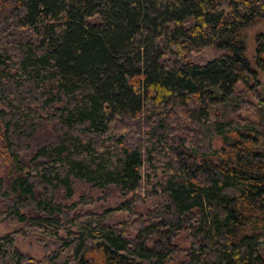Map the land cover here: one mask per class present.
Instances as JSON below:
<instances>
[{"label": "trees", "instance_id": "obj_1", "mask_svg": "<svg viewBox=\"0 0 264 264\" xmlns=\"http://www.w3.org/2000/svg\"><path fill=\"white\" fill-rule=\"evenodd\" d=\"M258 71L264 0H0V207L52 232L0 264H264ZM81 184L128 216L79 212Z\"/></svg>", "mask_w": 264, "mask_h": 264}, {"label": "rangeland", "instance_id": "obj_2", "mask_svg": "<svg viewBox=\"0 0 264 264\" xmlns=\"http://www.w3.org/2000/svg\"><path fill=\"white\" fill-rule=\"evenodd\" d=\"M218 55H219V51H217L216 49L212 47H207L204 51L201 52L200 59L202 61L201 60L200 61L206 62L208 60L216 58ZM258 73H259V81L263 83L264 74L261 71H258ZM250 82L251 84H253L254 80H251ZM248 98L250 101H253V102L255 101L252 96H249ZM241 115L248 117V119L250 120L257 121L259 118H264V109L260 115L258 114L255 115L251 113L247 114L245 112H242ZM49 131H50L49 125H46L43 128H41V130L37 132L34 138V144L35 145L39 144L45 139H47L49 135ZM114 160H115V156L114 154H112L111 162H114ZM0 175H1V170H0ZM150 175L151 176L146 177L147 179H149L148 181L149 187L145 185L146 190H150V186H152L150 185L153 182L151 180L153 178L152 173ZM146 194L147 193H145L143 190L140 193L142 198H144ZM81 195L89 196L88 198L89 200L80 201L81 203L80 205H78L79 212H82V213L89 212L90 217L98 218L99 214L105 210L116 214L117 215L116 217L119 219H125L128 216L127 206L129 205V202L128 203H125V202H127V198H129V195L124 197V196L119 195L117 192H113V191L109 192L107 190L102 191L98 189H93L89 187V185L87 184H81L76 187L73 197L71 199H68L67 202L72 203L74 201H78ZM91 200L94 201V203L88 204V201L91 202ZM130 203H133V201H131ZM150 208H151V205L148 203V200H147L146 202H142L138 204L136 207V211L139 214H145ZM67 228H71L72 230H75L73 226L71 227L67 226ZM25 234L27 236L23 238L21 235H25ZM51 234H52L51 231L47 233L46 231H43L41 228H37V227L32 228L30 226L22 225L15 220L6 219L5 213L2 211L0 207V236H4V235L21 236L20 239L16 243V247L22 253L30 257H33L35 259L41 258L45 251H44L43 245L40 243L37 236L43 235L44 236L43 238L46 239ZM58 234L65 235L66 233L64 229L63 230L61 229L59 230Z\"/></svg>", "mask_w": 264, "mask_h": 264}]
</instances>
